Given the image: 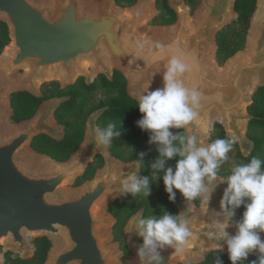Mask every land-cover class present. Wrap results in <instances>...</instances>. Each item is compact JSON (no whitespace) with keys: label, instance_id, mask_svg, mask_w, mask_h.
Here are the masks:
<instances>
[{"label":"water","instance_id":"obj_1","mask_svg":"<svg viewBox=\"0 0 264 264\" xmlns=\"http://www.w3.org/2000/svg\"><path fill=\"white\" fill-rule=\"evenodd\" d=\"M96 1V7L91 9L84 0H0V20L8 24L13 43L8 54L0 59L7 72L13 74L14 83L23 82L16 88L13 80L0 79V113L4 111L1 101L7 98L13 114V92L26 90L41 96L36 84L41 75L61 76L70 85L78 74H83L90 84L96 79L95 73L112 79L117 69L127 79L128 74L135 76L132 87L128 79V92L135 99L147 88H162L168 59L173 54H183L190 67L180 79L201 93L198 122L184 128L186 133L196 135L198 143L206 144L201 129L213 120H221L226 136L238 137L246 151H241L242 155L252 152L254 142L242 131L241 122L247 120L248 128L252 117L248 106L257 88L264 85H258L264 81V14L259 18L253 44L249 41L247 50H240L225 61V73L214 74L207 65L206 47L214 40L217 51V28L231 16L238 17L235 0H204L205 10L191 26L184 1L169 0L177 20L169 30L151 36L141 26L157 13L156 0L153 4L151 0H137L131 9L117 5L115 0ZM158 44L164 46L163 51ZM86 61L95 63L94 74L85 68ZM19 69L24 72L17 76ZM57 98L54 102L45 100L31 119L20 121L21 127L11 131L0 127V244L6 249L4 254L10 251L12 258L28 259L37 249L31 237L47 236L52 247L44 264H112L118 253L103 244L106 235L100 227L116 218L111 213L98 212L105 203L108 212V204L124 195L120 181L131 174L138 176L140 163L122 165L109 147L96 146L95 129L99 128L98 118L104 108L88 118L85 139L69 160L59 162L48 155L44 156L54 160L50 165L30 160L24 147L32 148L35 136L47 134L62 139L65 135L55 112L67 97ZM98 154L104 155L105 164L95 177L80 189H63L83 175ZM113 172L116 182L106 184L105 177ZM215 184L209 205H204L205 219L198 221L193 211L189 213L190 227L198 238L183 253L176 254L172 248L162 250L164 264H198L202 261L198 262V258L208 247H216V242L201 231L210 222L213 210L221 211L220 200L227 184ZM181 202L176 201L179 214L188 206L185 202L180 205ZM142 214L143 210L135 213L126 227L127 238L136 252L143 239L134 231V219ZM219 218L223 220V216ZM227 231L232 235L236 232L231 226ZM260 235L264 240V232ZM57 242L58 249L53 252ZM223 251L227 252L226 245ZM0 264H6L5 255L0 257ZM129 264H141L139 257Z\"/></svg>","mask_w":264,"mask_h":264},{"label":"clouds","instance_id":"obj_2","mask_svg":"<svg viewBox=\"0 0 264 264\" xmlns=\"http://www.w3.org/2000/svg\"><path fill=\"white\" fill-rule=\"evenodd\" d=\"M162 51L164 46L157 45ZM183 54H173L165 64L163 75L164 86L154 91L146 89L135 97L142 118L137 121L143 131L151 133L149 143L158 146L159 157L152 164L153 170L163 172L165 191L169 200L175 202V190L183 195L188 206L179 215L164 211L159 218L136 217L134 231L143 239L137 248V256L141 264H164L162 250L174 249L180 254L189 249L198 238L190 227L189 213L193 211V201L200 200L201 206L209 205L215 191V181L221 165L228 161V153L238 143V137L231 135L225 139H216L211 143H198L196 135H174L170 129L186 128L198 122L201 93L189 88L180 79L189 70ZM121 135L116 131V123L109 121L106 129H95V144L98 148H107L114 138ZM179 141V146L174 141ZM144 153H140L143 159ZM247 155V154H245ZM179 156L175 168L165 169L168 160ZM264 160L253 156L247 163L235 164L231 173L221 182L226 183L220 200V212L213 210L210 222L202 229V234L216 242L212 250L220 252L227 247L228 258L232 264H240L250 254L257 258L250 264H264ZM117 180L115 172L105 177V183L114 184ZM207 180V183L205 182ZM120 191L131 193L133 197L150 195L149 180L139 178L135 174L120 181ZM244 207L239 221L235 223L236 232L230 234L227 229L235 215V210ZM207 211V209H206ZM223 216V220L219 217ZM214 264H223L217 256Z\"/></svg>","mask_w":264,"mask_h":264},{"label":"trees","instance_id":"obj_3","mask_svg":"<svg viewBox=\"0 0 264 264\" xmlns=\"http://www.w3.org/2000/svg\"><path fill=\"white\" fill-rule=\"evenodd\" d=\"M115 2L121 7H130L136 4L137 0H115ZM156 5L158 14L155 21L157 24L171 25L176 22L177 14L170 6L169 0H156ZM256 7H258V0H235L234 9L238 14L234 22L235 26L228 30L218 31L216 34V58L218 62H225L245 47L249 23ZM10 42L8 24L0 20V54ZM98 88H104L110 94L88 111L86 110L87 101ZM52 97H67L55 112L57 121L64 126L65 135L62 139H54L47 134H39L31 142V147L34 150L59 162L69 160L85 139L86 121L89 113L104 108L103 113L98 118L99 127L106 129L108 122L112 121L116 123V131L121 133L119 137L112 140L109 146L111 154L116 158L138 161L140 173L137 177H147L149 180V196L145 197L141 194L133 197L131 193H127L108 204V212L116 218L115 228L118 231L122 232L130 217L140 210H143L142 218L149 216L159 218L164 211L172 215H179L176 206V201L180 199L178 193L174 189L176 193L175 202L170 201L163 183V172L153 170L151 167L159 157L158 146L155 143H149L151 133L141 130L137 124V121L142 118V114L136 99L128 92V79L121 71L115 69L112 79L100 73L90 84L86 83L85 78H80L76 83L64 88L56 85L49 92L43 91L41 96H36L26 90L13 92L10 98L13 109L11 119L14 122L31 119L41 104ZM248 111L252 117L248 122L247 136L254 142V147L248 156L239 153L243 163H247L253 156L264 160V85L259 86L254 92L253 102L248 106ZM215 129L218 138H228L221 124H217ZM170 131L174 135H188L184 128L177 131L170 129ZM174 144L179 146V141H174ZM126 151L129 152L128 157L125 155ZM141 152L145 154L143 159L140 158ZM96 158H98L99 167H102L104 162L102 155L98 154ZM178 159L180 157L176 156L168 160L165 169L169 166L175 168ZM262 171H264V164H262ZM230 173L231 171L226 172L225 176L230 175ZM94 175L95 168L89 165L84 174L78 177L77 183L82 184L91 180ZM244 210L243 206L236 209L233 220L239 221ZM33 243L37 247L33 257L15 259L12 258V253L8 251L4 254L6 264H44L52 247V241L47 236H38L34 238ZM130 254L131 250L125 246L123 259H127ZM217 256L223 264H232L227 252L214 250H211L205 259L198 264H214ZM256 258V253L250 254L247 260L240 262V264H250ZM178 264L182 263L179 262Z\"/></svg>","mask_w":264,"mask_h":264},{"label":"rangeland","instance_id":"obj_4","mask_svg":"<svg viewBox=\"0 0 264 264\" xmlns=\"http://www.w3.org/2000/svg\"><path fill=\"white\" fill-rule=\"evenodd\" d=\"M183 1H184L185 5L187 7V10H188L189 25L191 26V25L197 23L200 15L205 10V3H204V0H183ZM94 3L97 5V1L96 0H94ZM125 8L126 9H131V8H133V6L125 7ZM263 10H264V0H259V6H258V10L256 12V17L254 15L253 19L249 23V28H250L249 34H251V35L248 36L247 43H246L245 47L242 50H247L248 49V42L249 41H250V44H252L253 37L255 36L254 33H255V30H256V27H257L255 22H257L259 20V17L261 16V13L263 12ZM230 13H233V11H231ZM157 14H158V10H157V13H155V16L145 20V22L141 26V30L148 36L155 35L157 33L165 32V31L169 30L170 27H171V25L157 24L156 21H155L156 20L155 18L157 16ZM236 19H237L236 16H234V15L231 16L230 18H228L223 24H221L217 28V31L228 30L230 27H234L235 26L234 22H235ZM8 48L9 47L7 46L4 49L5 52L8 50ZM4 50L0 54V57H1V55H3L5 53ZM215 51H216V48L214 47V45L212 43L210 51H209V54H208V57H207V59H208L207 65L211 69H213L216 73H218V74L222 73L223 74V73H225V69H226L225 63L226 62H218V60L216 59V56H215ZM88 69L91 72H93V74H94L95 68H94L93 64H89L88 65ZM1 71H2V67L0 65V74H2ZM23 72H24L23 69H19V70H17L15 72V75H17V76L21 75V74H23ZM94 76L97 77V73H95ZM80 78H85V77H84L83 74H78L70 84L76 83ZM162 83L164 85V81H162ZM263 83H264V81H260V82H258V85L263 84ZM68 84L69 83H65L64 82V79L61 76H56V77H52V78H48V77L42 76V77H40L37 80V85L40 88V91H41L42 94H43V91H45V90L48 91V92L53 90L56 85H58L60 87H64L65 85H68ZM21 86L22 85H19L18 87H21ZM109 94H110V92H108L104 88L96 89L90 95V97H89V99L87 101L86 110H88V111L92 110L100 102V100L106 98ZM57 99H58L57 97H52L50 99H47V101L54 102ZM1 105H2V109L4 111H3V113H0V127H3V129L7 130V131L15 130V129L21 127L22 124H23L22 122H14L11 119L12 111L11 110L9 111L10 106H9L8 100L6 99L4 102H2ZM96 111H98V110H96ZM96 111H92L91 113H89L88 118L92 114L96 113ZM88 118H87V121H86V129L88 127V124H87ZM221 122H222L221 120H213L212 122L207 123L201 129V134L205 135V141L204 142L206 144L211 143L212 141L218 139L215 128H216V125L217 124H221ZM60 125L64 128V126L62 124H60ZM247 130H248V128H246V133H247ZM24 148H25L24 152L27 153V157H29L30 154H34V158L35 159L33 161H37V162H39L41 164H44V165H50V164L54 163L53 162L54 160L50 159L47 156H44L45 154L41 155V153L35 151L33 148H30L29 146L24 147ZM241 151L242 152H246V151L242 150V148H241L239 143H236L235 145H233L232 150L228 153V156H229L228 161L224 162L221 165V168L218 171V176H217V180L216 181L222 183L221 181L227 177V176H225V173L228 172V171H231V168L233 167V165L243 163V160H242V158L239 155V153H241ZM107 154H109V153L106 151V155ZM125 155H126V157H128L129 156V152L126 151ZM241 155H242V153H241ZM102 157H103V161H104L103 165H104L105 164L104 155H102ZM116 159L122 165H125V164H128V163L132 162V161L127 160L126 158L125 159L116 158ZM89 165L92 166V168H95V175L98 172V170L101 168V167H99L98 158H96V157L90 162ZM95 175H94V177H95ZM77 180H78V177L74 178L72 181H70L68 184H66L63 187V189H65V190H77V189H80L86 183V182H83L82 184H78ZM176 192L178 193V195L180 197L179 201L180 202L182 201L181 203H179L180 205L182 203H184V202L186 204L189 203L188 201L185 200V198L179 192V190H176ZM192 203L194 205L193 213H194V215L196 217V220L203 221L205 219L204 206H201V203H200L199 199H197L196 201H193ZM98 213L105 214V215H107L109 213V212H107V203H105L104 207L99 209ZM132 217H130V219L128 220L127 224L124 226L122 232L118 231L115 228L116 219L113 220L111 224L103 225V226L100 227V232L102 234L106 235V238L103 240V244L105 246H107V247L114 248L115 251L118 253V256L112 262V264H129L131 261L135 260L136 257H137V252L131 248V244H130V242H129L128 238H127V235H126V227H127L128 223L130 222ZM235 223H236V220H233V218H232V221L230 222V226L232 228H234V230H236ZM33 239H34V236H32L31 239H30L31 243H32ZM125 246H127L131 250V254H130V256L127 259H123L124 247ZM211 250H212V248L208 247L205 250V252H203V254L198 258V262L203 260V259H205L206 255ZM5 251H6V249H5L4 245L0 244V257H2V258L4 257V252Z\"/></svg>","mask_w":264,"mask_h":264},{"label":"bare ground","instance_id":"obj_5","mask_svg":"<svg viewBox=\"0 0 264 264\" xmlns=\"http://www.w3.org/2000/svg\"><path fill=\"white\" fill-rule=\"evenodd\" d=\"M84 2H85V4L89 7V8H91V9H94V7H96V4L94 3V0H84ZM154 3V0H151V4H153ZM231 11V10H230ZM262 14H264V10H263V12L261 13V15ZM255 17H256V14H255ZM260 18V17H259ZM256 23V25L258 26V24H259V20L257 21V22H255ZM255 28V27H254ZM253 42H254V37H253V41H252V44H253ZM213 43V45H214V47L216 48V44L214 43V40H211L210 42H209V44L207 45V47H206V49H207V57H208V54H209V51H210V48H211V44ZM251 44V45H252ZM12 45H13V43L12 42H10L7 46L9 47L8 48V50L5 52V50H4V54L3 55H1V59H2V57L3 56H5L6 54H8V52L11 50V48H12ZM6 46V47H7ZM1 59H0V65H1V67H2V71H1V73L2 74H0V79H10V80H13V86L14 87H16V88H19L18 86L19 85H23V82L21 81V80H19V82L18 83H14V76H13V74L12 73H9V72H7V70L4 68V66H3V64H2V62H1ZM89 64H93L94 65V68H95V63L94 62H89V61H86L85 62V68L87 69V71H89L90 73H93V72H91L89 69H88V65ZM109 65H110V63H109ZM211 69V68H210ZM226 70H227V67H226V69H225V72H226ZM211 72H213L214 74H216V72L213 70V69H211L210 70ZM40 77H42V75L41 76H38L37 78H36V84H37V80L40 78ZM55 77V76H54ZM48 78H52V77H48ZM128 79H129V81H130V86L132 87L133 86V83H134V81H135V76L133 75V74H128ZM39 85V84H38ZM37 85V86H38ZM148 89V88H147ZM149 90V89H148ZM254 90V88H252L251 89V91H253ZM7 98H5V99H3L2 101H1V104H2V102H4L5 100H6ZM246 124H247V120H243L242 122H241V129H242V131L243 132H245L246 131V128H247V126H246ZM33 153V152H32ZM107 155H109V154H107ZM30 160H34L35 158H34V154H30V156L28 157ZM45 162V161H44ZM58 249V242L55 244V246L53 247V249H52V251L53 252H55L56 250ZM52 252V253H53Z\"/></svg>","mask_w":264,"mask_h":264},{"label":"crops","instance_id":"obj_6","mask_svg":"<svg viewBox=\"0 0 264 264\" xmlns=\"http://www.w3.org/2000/svg\"><path fill=\"white\" fill-rule=\"evenodd\" d=\"M258 6H259V0H258ZM257 10H258V7H257ZM257 12V11H256ZM256 12H255V14H256Z\"/></svg>","mask_w":264,"mask_h":264},{"label":"flooded vegetation","instance_id":"obj_7","mask_svg":"<svg viewBox=\"0 0 264 264\" xmlns=\"http://www.w3.org/2000/svg\"><path fill=\"white\" fill-rule=\"evenodd\" d=\"M6 48V47H5Z\"/></svg>","mask_w":264,"mask_h":264}]
</instances>
